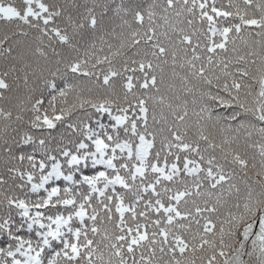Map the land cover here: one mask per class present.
<instances>
[{
  "label": "snow or ice",
  "instance_id": "snow-or-ice-1",
  "mask_svg": "<svg viewBox=\"0 0 264 264\" xmlns=\"http://www.w3.org/2000/svg\"><path fill=\"white\" fill-rule=\"evenodd\" d=\"M0 264H264V0H0Z\"/></svg>",
  "mask_w": 264,
  "mask_h": 264
},
{
  "label": "trees",
  "instance_id": "trees-1",
  "mask_svg": "<svg viewBox=\"0 0 264 264\" xmlns=\"http://www.w3.org/2000/svg\"><path fill=\"white\" fill-rule=\"evenodd\" d=\"M82 2H83V0H82ZM88 3L91 4V0H88ZM104 122H107V121L105 120Z\"/></svg>",
  "mask_w": 264,
  "mask_h": 264
}]
</instances>
